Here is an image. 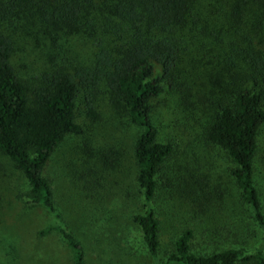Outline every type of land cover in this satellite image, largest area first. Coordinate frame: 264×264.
<instances>
[{"label":"trees","instance_id":"trees-1","mask_svg":"<svg viewBox=\"0 0 264 264\" xmlns=\"http://www.w3.org/2000/svg\"><path fill=\"white\" fill-rule=\"evenodd\" d=\"M207 30L246 65L244 70L239 65V71L231 57L225 58L224 70H231L234 82L229 84L230 96L218 102L203 94V72L200 76L194 59L198 53L185 54L187 45L202 49ZM30 33L48 44L47 56L53 61L60 54L56 41L61 33L81 35L95 50L86 65L49 60L50 66L28 81L17 73L12 57L16 39ZM155 66L160 74L155 75ZM103 92L139 129L132 157L142 211L132 213L129 221L152 264H264V247L250 256L234 247L196 250L193 230L180 226L184 216L177 212L170 218L179 230L169 251L160 256L155 205L161 192L198 220L219 212L220 206L202 184L207 174L196 165V154L182 148L181 137L158 141L152 121L163 96L175 98V110L195 115L200 129L196 141L230 165L241 199L255 225L264 230L254 181L264 128V0H0V154L26 182L27 192L18 195L21 201L43 209L55 221L38 231L37 239L56 233L69 250L71 264L87 261L82 244L60 224L45 170L65 138L82 135L77 110L91 122L99 119L97 102ZM107 151L99 152L104 167L113 164L109 155L117 154ZM92 205L88 227L101 230L97 224L107 215Z\"/></svg>","mask_w":264,"mask_h":264},{"label":"rangeland","instance_id":"rangeland-1","mask_svg":"<svg viewBox=\"0 0 264 264\" xmlns=\"http://www.w3.org/2000/svg\"><path fill=\"white\" fill-rule=\"evenodd\" d=\"M208 30L201 41L202 49L197 44L187 45L185 54L198 53L200 60L197 56L194 63L200 76V71L203 72V94L206 99L218 102L230 96L232 86L229 84L234 82L229 74L231 70H224L225 58L231 57L237 67L243 66L242 70L246 65L243 59L234 58L228 52L224 42L209 36ZM58 35L56 46L60 54L54 61L47 56L48 44L37 39L38 35H20L12 57L17 73L33 81L50 66L49 60L53 64L62 59L70 65L89 63L95 49L87 39L81 35ZM160 72V67L155 66V75ZM108 101L107 94L101 93L97 102L99 119L94 122L84 118L83 110H77V121L83 133L65 138L51 156L45 176L60 214V224L82 244L87 264H152L141 246L137 228L129 221L132 213L142 211L132 157L139 129ZM175 103V98L163 96L155 104L152 121L158 128L157 140L183 139L182 148L196 154L199 161L196 165L207 174L202 184L209 187L205 189L220 210L198 220L188 214L184 205H177L178 200L168 201L166 193L161 192L155 205L161 229L160 256L163 258L169 251L180 226L193 230L192 241L198 251L234 247L244 249L245 255L250 256L264 247V230L255 225L248 206L241 199L230 175V165L216 150L196 141L195 134L200 132L195 124L196 116L189 111L175 110ZM170 109L174 110V115L168 114ZM259 143L261 153L255 165L254 181L264 215V128ZM108 149L117 154L109 155L113 164L104 167L99 152H108ZM27 190L21 174L0 154V264H71L69 250L56 233L37 239L38 231L54 225L55 221L43 209L29 207L21 201L18 195ZM92 204L104 208L107 215L97 224L101 230L96 226L88 227V208L93 207ZM173 212L184 216L182 225L171 222Z\"/></svg>","mask_w":264,"mask_h":264}]
</instances>
